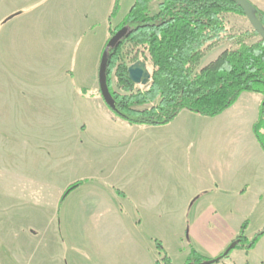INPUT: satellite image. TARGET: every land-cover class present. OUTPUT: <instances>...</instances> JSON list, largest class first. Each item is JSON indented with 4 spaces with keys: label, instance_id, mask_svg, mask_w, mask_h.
<instances>
[{
    "label": "crops",
    "instance_id": "obj_1",
    "mask_svg": "<svg viewBox=\"0 0 264 264\" xmlns=\"http://www.w3.org/2000/svg\"><path fill=\"white\" fill-rule=\"evenodd\" d=\"M96 4L76 5L78 28L103 23L105 40L85 55L89 77L29 76V90L0 93L14 101L0 108V263L156 264L158 243L170 264H186L191 250L210 261L244 223L250 242L264 231V152L253 133L262 97L243 93L214 118L184 110L164 126L120 120L98 91L114 1ZM64 32L40 55L28 46V65L77 60ZM245 247L215 264H264V235Z\"/></svg>",
    "mask_w": 264,
    "mask_h": 264
},
{
    "label": "trees",
    "instance_id": "obj_2",
    "mask_svg": "<svg viewBox=\"0 0 264 264\" xmlns=\"http://www.w3.org/2000/svg\"><path fill=\"white\" fill-rule=\"evenodd\" d=\"M152 1H134L117 29H127L125 35L108 51L103 70L99 68V82L103 81L110 98L109 101L103 99L107 109L129 125L164 126L171 123L181 111L214 118L232 107L241 94H258L262 101L253 133L264 152V37L253 31L252 34L258 36V40L246 44L248 33L233 35L237 48L221 52L213 61L197 70L205 43L226 30L223 15H243L238 4L234 0H161L155 13L151 14L149 4ZM119 3L120 0H115L108 21L117 15ZM250 10L255 21L264 30V12L253 5ZM127 41L142 49L153 72L146 93L119 96L111 89L110 78L120 49ZM105 49L106 45L101 53L100 63ZM115 74L124 89L129 90L133 84L128 79L126 66L117 67ZM80 92L86 93L83 90ZM99 94L101 95L100 90ZM152 102L155 104L150 109L141 111L133 110L131 106ZM80 185L81 183L71 185L64 197ZM246 227L247 224L244 223L239 236L230 244L234 248L227 251L229 246L216 259V263L245 244L247 251L253 249L264 235L262 231L246 243ZM157 247L163 257L156 264H170L160 244ZM204 262L207 260L191 250L186 264Z\"/></svg>",
    "mask_w": 264,
    "mask_h": 264
},
{
    "label": "rangeland",
    "instance_id": "obj_3",
    "mask_svg": "<svg viewBox=\"0 0 264 264\" xmlns=\"http://www.w3.org/2000/svg\"><path fill=\"white\" fill-rule=\"evenodd\" d=\"M80 1L81 0H0V93H15L29 90L27 88L29 85L23 84L24 79L29 76L31 77L29 79H42L46 75L58 77L66 74L67 77H72L71 74H73L75 79L72 80L69 78V80H72L71 84L78 83V85L80 84V81L77 82L78 80L89 77L90 69L87 66L88 62H86L85 58L86 52L96 47L99 49L105 37L103 33V23L101 22L96 25L88 24L86 27L82 26V28H78L80 10L76 5ZM88 1L94 2V0ZM95 1L98 7L105 6L109 3V0ZM112 1L115 2V0ZM134 1L135 0H120L117 15L108 21L109 35L105 43L106 46L113 35L123 29L117 30L134 4ZM248 1L251 5L264 12V0ZM160 2L161 0H153L150 2L149 9L151 14L155 13L157 5ZM12 15H14L13 19ZM223 19L226 26L225 32L218 34L217 37L205 43L203 57L199 62L197 70L213 61L221 52L237 48L233 35L239 36L242 33H248L249 36L245 39L246 44H251L258 40V36L252 34L254 29L244 15L227 13L223 15ZM2 21L3 23H1ZM65 23L68 24L67 27ZM62 24L65 28L63 35H66L65 45L68 44L76 48L74 50V55L76 57L77 54V60L76 58L73 61L68 60L66 62L67 66L64 68H47L36 62H32V65H28L30 60L28 61L26 57V52L28 50L26 48L29 46L30 52L33 51L34 53L38 52L39 55L42 54L43 49L47 48L48 45L52 46V44L57 43L58 34L63 31ZM43 29L50 30V32L46 34L50 35L48 38L43 36L44 33H41ZM80 30H85L87 33L82 35L77 34ZM72 31H74V33H72ZM59 43L61 44L62 42L60 41ZM11 49H13L14 52H19V55L15 53V55L11 57V55H9V50ZM109 50H111V48ZM142 52L140 47H135L128 41L121 47L116 66L112 70L110 78L111 89L117 95H140L148 91L151 79L143 84H133L129 87V90H125L123 85L119 83L115 74L117 67L120 65H124L128 68L135 64L144 63L147 74L152 78L153 71L151 64L145 59ZM76 79L78 80L75 82L74 80ZM30 88L32 89L31 86ZM35 88L38 87L35 86ZM35 88L34 90H37ZM57 88L58 93L65 91L64 93L66 94L68 91L66 83L59 84ZM40 90L45 91V88L41 87ZM12 103H14L13 100L2 99L0 100V108L5 106L8 107ZM154 104L155 102L143 105L132 104L131 106L133 110L141 111L150 109ZM1 199L0 197V202ZM255 218H257V215ZM173 246L177 248L178 245L174 244ZM3 263L9 264V261L6 260Z\"/></svg>",
    "mask_w": 264,
    "mask_h": 264
},
{
    "label": "water",
    "instance_id": "obj_4",
    "mask_svg": "<svg viewBox=\"0 0 264 264\" xmlns=\"http://www.w3.org/2000/svg\"><path fill=\"white\" fill-rule=\"evenodd\" d=\"M239 8L241 9L243 15L247 18V20L250 22L252 28L254 29V31L261 37H264V30L260 27V25L255 21V19L253 18L252 14H251V3L248 0H234ZM127 31V29L123 28L121 29L119 32H117L110 40L109 43L106 46V49L104 50L103 56H102V61L100 63L99 68L101 70H103L104 67V61H105V57L108 54V50L111 48H114V46L116 45V43L118 42V40L125 35V32ZM99 73V71H98ZM127 75H128V79L130 80V82L132 84L135 85H139V84H143L145 83L147 80L151 79V76L149 74H147L146 71V67L145 64H135L132 65L130 67L127 68ZM98 82H99V77H98ZM99 89L101 92V95L103 97V99L105 101H109L110 98L108 97V90L105 86V84L103 83L102 80H100L99 82ZM234 248V245H231L227 251H229L230 249ZM216 263V259L215 260H210L207 262H204L202 264H215Z\"/></svg>",
    "mask_w": 264,
    "mask_h": 264
}]
</instances>
